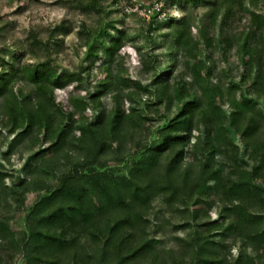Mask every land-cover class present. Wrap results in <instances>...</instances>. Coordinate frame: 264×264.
<instances>
[{
    "label": "trees",
    "instance_id": "16d2710c",
    "mask_svg": "<svg viewBox=\"0 0 264 264\" xmlns=\"http://www.w3.org/2000/svg\"><path fill=\"white\" fill-rule=\"evenodd\" d=\"M76 1L82 12L98 15L94 25L82 22L76 67L58 68L52 39L35 28L25 39L0 34L7 51L0 56L5 156H25L29 167L14 177L0 161V264H17V257L20 264H264V183L257 184L264 176V12L246 8L264 0H168L183 13L203 1L208 23L196 28L186 14L159 20L163 8L154 11L146 31L151 47H136L151 72L146 81L127 77L121 50L132 43L129 32L107 19L100 0ZM163 23L166 31L156 38L152 30ZM65 28H54L51 38ZM217 44L234 51L243 68L226 85L213 82L210 71L203 76L200 65L210 62L197 59L202 46ZM16 51L24 61H16ZM96 69L106 75L94 82ZM69 87L61 100L57 90ZM231 130L242 135L244 153ZM79 151L95 155L92 171L76 169ZM202 182L208 203L219 208L216 218L191 206ZM30 183L37 199L14 229ZM167 213L183 221L177 247L158 244Z\"/></svg>",
    "mask_w": 264,
    "mask_h": 264
},
{
    "label": "rangeland",
    "instance_id": "374dc122",
    "mask_svg": "<svg viewBox=\"0 0 264 264\" xmlns=\"http://www.w3.org/2000/svg\"><path fill=\"white\" fill-rule=\"evenodd\" d=\"M76 0H0V34H6L8 36L14 34L17 38L25 39L28 35V32L31 28H35L39 32H43L46 37H49L52 44V56L56 58L55 65L58 68L63 67H76L83 60V52L84 48L80 46V29L82 26V22H86L88 25H94L98 21V15L95 13L88 15L75 5ZM103 6L105 7L106 14L108 15V20H116V28L118 29H126L131 38L132 43L129 42L125 47L122 48L121 52L125 54L124 65L127 68V77L136 80L146 81L150 76L151 72L146 71L143 65V62L140 59V55L137 51L138 47H142V49H148L151 47L148 33L149 30L147 26L149 25L150 20L152 19V14L154 11H159L156 9L157 6H161L163 8L161 15L159 16V20L165 19L170 16L182 17L183 15H188L191 18V21L196 24V28L201 25H206L208 23V10L207 6L204 5L203 1H199L196 5L191 4L188 7V11L183 13L179 8H173L170 6L171 2L168 0H100ZM166 1L168 2L167 5ZM77 2V1H76ZM154 4V5H153ZM156 4V5H155ZM153 5V6H152ZM246 8L251 14L254 11H259L261 13L264 12V4L262 2H251L246 4ZM147 9V10H146ZM151 10V11H150ZM105 19V14L103 15V20ZM106 19V20H107ZM248 21L243 20L241 22L236 21L234 24V29H241L245 26ZM65 28L63 30L60 29V35L51 38L50 34L54 30V28H58L62 26ZM165 25V26H164ZM220 29V25L217 26ZM225 28H228L226 26ZM114 32L117 29H113ZM166 31V23L159 25L158 29H153L152 33L156 38H161L163 32ZM197 29H195V32ZM213 31H209V35L213 36ZM197 34V33H196ZM137 47V48H136ZM5 47L0 44V56H4L7 53L4 50ZM57 49V50H56ZM19 55H16V61L23 60L25 56L22 55L21 51H16ZM29 54V53H28ZM209 56V59H208ZM162 58V57H161ZM164 58V57H163ZM165 59V58H164ZM197 59L200 64L201 60H205L210 62V64H201L200 71L205 76L207 72L210 71L211 78L213 82H222L225 85L231 81V79H238L239 72L243 70V68L238 63L237 55L234 51H223L221 49V45L217 44L215 47L205 48L201 47V54L197 55ZM14 58L11 62H14ZM209 60V61H208ZM213 60V61H212ZM182 69V67L180 68ZM94 82H97L99 78H103L106 75V71H102V69H96L93 72ZM130 86L129 92H131L132 96L139 99V95L137 94V88L133 83ZM247 87H251V82L246 84ZM245 87V86H244ZM71 89L69 87L65 90H57L58 97L61 100H65L67 97L68 91ZM211 89L213 92L216 90L215 84L211 85ZM145 98H148V95H145ZM222 99L217 96V104L222 109L221 106ZM127 106L131 101H127ZM261 105L263 103L261 102ZM90 112L88 113V115ZM171 123V122H170ZM147 127H149V123H147ZM153 133V130L148 132V137ZM231 135L233 137L234 142L237 146L240 147L242 152L243 144H242V135L235 134L231 130ZM8 137L5 131L0 130V161L2 169L11 173L15 176L19 174H23L26 176V172L29 169L28 165H26L25 156L21 157L19 154L10 155V157H6L7 155L6 149ZM141 142H136L132 146L133 148L139 146ZM244 153V150H243ZM78 161L81 164L76 169L80 172L84 171H92L95 168V155L93 152L90 153H82L79 151L78 153ZM245 166H248V161L246 159L242 160ZM135 167L133 164L132 168ZM120 172H124L126 176L130 177L133 175L132 169H129L126 166H121L118 170ZM264 183V176H259L257 179V184ZM42 186V184H41ZM45 186H43L44 188ZM208 189H206L205 183H200L199 186L195 187L192 192V208L198 206H204L205 208L210 209V212L214 218L217 217L219 208L217 205L210 206L208 203V199H206V193ZM158 197L162 195V190H158L155 193ZM38 196V192L34 189L33 183H30L25 186L24 191V205L21 209L20 213L17 214V220L13 222L12 227L14 229H20L21 225L18 220L21 219L24 212H27L30 206H32ZM212 201V197L209 199V202ZM43 201H39L38 204H42ZM211 207V208H210ZM173 216H172V215ZM161 216H164L163 213L160 212ZM177 217V218H176ZM166 218L169 221H162L165 223L163 226V231L156 232V236L158 238L159 246H172L177 247L178 238L184 234L183 229H179L180 224L183 221H180V217L174 213H167ZM175 218V219H174ZM157 220V218H154ZM161 220H157L160 222ZM156 229L151 228L150 234L153 235ZM179 236V237H177ZM221 240L220 238H217ZM228 240V239H227ZM226 240V241H227ZM233 242L228 240L226 245L229 247L233 246ZM239 246L233 249L231 254H238ZM263 249L258 250L254 255L256 260H259ZM20 257L16 258V263L20 264Z\"/></svg>",
    "mask_w": 264,
    "mask_h": 264
},
{
    "label": "built area",
    "instance_id": "2783aa9c",
    "mask_svg": "<svg viewBox=\"0 0 264 264\" xmlns=\"http://www.w3.org/2000/svg\"><path fill=\"white\" fill-rule=\"evenodd\" d=\"M161 6H157V8L156 9H159Z\"/></svg>",
    "mask_w": 264,
    "mask_h": 264
}]
</instances>
